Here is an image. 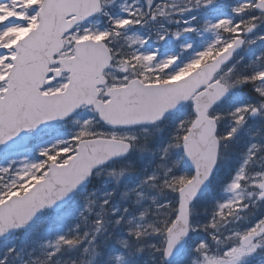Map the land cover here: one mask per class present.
Returning <instances> with one entry per match:
<instances>
[{
    "label": "snow or ice",
    "instance_id": "6c2138e0",
    "mask_svg": "<svg viewBox=\"0 0 264 264\" xmlns=\"http://www.w3.org/2000/svg\"><path fill=\"white\" fill-rule=\"evenodd\" d=\"M0 264H264V0H0Z\"/></svg>",
    "mask_w": 264,
    "mask_h": 264
}]
</instances>
